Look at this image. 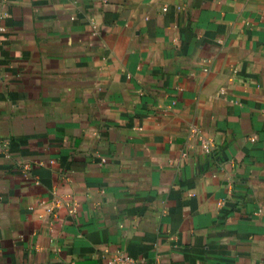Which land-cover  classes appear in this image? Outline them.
Returning a JSON list of instances; mask_svg holds the SVG:
<instances>
[{
    "label": "crops",
    "instance_id": "1",
    "mask_svg": "<svg viewBox=\"0 0 264 264\" xmlns=\"http://www.w3.org/2000/svg\"><path fill=\"white\" fill-rule=\"evenodd\" d=\"M0 264H264V0H0Z\"/></svg>",
    "mask_w": 264,
    "mask_h": 264
},
{
    "label": "built area",
    "instance_id": "2",
    "mask_svg": "<svg viewBox=\"0 0 264 264\" xmlns=\"http://www.w3.org/2000/svg\"><path fill=\"white\" fill-rule=\"evenodd\" d=\"M5 28L3 26L0 27V30L3 31ZM118 264H135L136 260L128 257V256H119L118 257Z\"/></svg>",
    "mask_w": 264,
    "mask_h": 264
}]
</instances>
